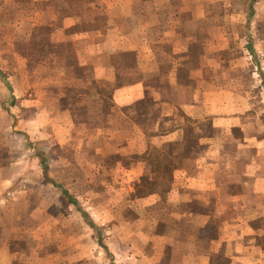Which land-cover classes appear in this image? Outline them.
<instances>
[{
    "label": "crops",
    "instance_id": "crops-1",
    "mask_svg": "<svg viewBox=\"0 0 264 264\" xmlns=\"http://www.w3.org/2000/svg\"><path fill=\"white\" fill-rule=\"evenodd\" d=\"M29 3L32 25L43 18L51 43L61 33L73 42L77 64L92 66L93 80L110 84L109 142L115 150L105 157L124 153L106 173L117 178L112 186L135 192L145 178L167 180V189L143 202L164 205L166 223L174 218L176 225L198 230L206 247L187 256L199 264H211L215 257L227 264H264V126L251 97L230 84L238 64L229 58L237 51L230 23L245 16L231 10L230 0ZM57 112L67 116L55 127L63 144L72 137L74 123L69 109ZM6 169L0 166V264H67L85 258L89 248L80 244L87 240L81 228L60 232L59 251L39 246L38 233L52 236L49 221L33 230L18 228L17 202H9L6 194L15 193L10 187L26 175ZM161 235L168 237L160 234L159 240ZM89 241L94 245L93 236Z\"/></svg>",
    "mask_w": 264,
    "mask_h": 264
},
{
    "label": "rangeland",
    "instance_id": "rangeland-1",
    "mask_svg": "<svg viewBox=\"0 0 264 264\" xmlns=\"http://www.w3.org/2000/svg\"><path fill=\"white\" fill-rule=\"evenodd\" d=\"M229 4L245 16L230 23L237 51L229 58L238 61L230 84L251 97L264 126V0ZM30 10L29 0H0V166L26 175L10 187L15 193L6 194L9 202H17L18 228L33 230L49 221L52 236L37 234L39 246L48 251L61 250V231L74 234L81 228L87 240L80 244L90 250L80 262L67 264H199L187 256L206 247L198 230L178 226L174 218L166 223L164 205L143 202L148 194L167 189V180L145 178L135 192L112 186L117 178L106 173L124 153L105 157L115 150L109 142L110 84L94 81L92 66L77 64L73 42L61 33L51 43L43 18L32 25ZM60 108L69 109L74 123L72 137L63 144L55 134L67 118L57 112ZM164 233L168 237L159 240ZM211 264H227V259L215 257Z\"/></svg>",
    "mask_w": 264,
    "mask_h": 264
}]
</instances>
